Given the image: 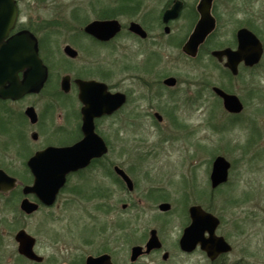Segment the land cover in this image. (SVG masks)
Segmentation results:
<instances>
[{
  "label": "rangeland",
  "instance_id": "rangeland-1",
  "mask_svg": "<svg viewBox=\"0 0 264 264\" xmlns=\"http://www.w3.org/2000/svg\"><path fill=\"white\" fill-rule=\"evenodd\" d=\"M153 1L159 4L163 0ZM102 3L103 0H39L23 3L21 8L32 17L54 13L59 21L67 23L76 14H82L86 21L104 16ZM106 4L113 6V0H106ZM250 7L260 11L264 0H232V11ZM128 16L135 15H123L124 22ZM224 28L227 33V26ZM62 45L55 42L45 48L54 54L47 60L51 71L47 89H54V82L68 68ZM118 46L124 50H118ZM152 49L157 55L148 58L146 54ZM177 50L171 35L150 46L125 38L109 47H98V56L91 61L95 77L129 94L122 113L102 126L110 146L108 161L127 166L141 193L150 186L157 191L158 199L172 203L165 218L169 221L163 230L166 237L178 235L188 206L197 202L220 218L219 233L232 244L228 257L232 264H264V89H253L264 88V59L252 73L242 72L230 80L216 62L187 60L179 57ZM169 76L178 80L174 88L163 83ZM212 85L231 87L226 90L240 96L244 103L241 114L226 112ZM66 108L64 112L69 115ZM48 139L41 137L39 142L44 144ZM7 143L0 142V162L19 170L25 157L17 150L23 141ZM219 155L230 161L231 169L228 181L213 190L210 174L213 160ZM83 176L92 182L91 189L77 187L72 194L69 191L73 185L68 186L60 201L66 203V208L69 203L70 209L60 211L58 218L52 219L46 210L24 218L19 202L0 197V264H31L12 254L17 252L14 235L21 228L37 238V248L42 251L46 246L88 245L92 249L117 241L129 245L137 240L138 234L132 237L127 233L134 222L139 228L150 221L161 224L155 211L146 210L140 217L132 210L124 212L122 200L126 196L122 187L112 177L105 179L100 165ZM81 179V175L73 177L72 183ZM97 185L107 188L99 192ZM104 197H108L106 205L96 200Z\"/></svg>",
  "mask_w": 264,
  "mask_h": 264
},
{
  "label": "flooded vegetation",
  "instance_id": "flooded-vegetation-1",
  "mask_svg": "<svg viewBox=\"0 0 264 264\" xmlns=\"http://www.w3.org/2000/svg\"><path fill=\"white\" fill-rule=\"evenodd\" d=\"M34 1L38 3L39 0H15L18 6V18L14 28H12L5 40L15 34L30 33L37 41L39 57L47 66L48 74L44 86L40 90L31 89L16 98L0 95V142L6 143L4 145L11 141L25 142L17 150L25 157L19 170H14L11 166H3L2 162H0V170L15 179L12 185L6 181L0 186V197L8 199V202H19V212L24 218H29L43 210H46L52 219L58 218L61 216L60 211L65 212L70 209L68 202L66 208V203L60 201L68 186L73 185L69 191L72 194L78 189H83L84 191L91 189L92 182L86 180L87 177L83 175L95 168L96 165H100L103 177L105 179L112 177L122 187L123 194L126 196L122 200L124 212L132 210L136 212L134 213L136 217H140L146 210L155 211L157 213L154 216L160 218L161 224H155L150 221L149 224L139 228L140 225L134 222L128 226L127 233L132 235V237L138 234L137 240L129 245H124L123 242L117 241L111 245L92 247V249L88 245L46 246L42 251L37 248V238L26 228H21L18 231L23 229L35 239L32 249L37 258H31L20 252L19 242L16 239L18 231L14 235V239L17 242V252L14 251L12 254H17L25 263L31 264H232L228 260L229 255L232 253V244L223 235H220L219 226L221 220L218 216L197 202L191 203L184 215L183 226L179 229L178 235L171 238V240L163 234V230L169 224L166 217H168L172 209V203L165 199H158L157 191L150 186L144 189L146 190L145 192L141 193L138 190V182L133 175L134 173L127 166L125 167L122 163L111 164L108 161L110 146L104 132H102V126H104V121L122 113L128 103L129 94L119 91V88H114L104 80L95 77L94 73H96V70L95 67L92 68L91 61L95 56H98V47H109L112 43L120 40L124 41L125 38L140 43H147L150 46L157 41H163L164 38L171 35L172 42L178 48L177 55L179 57L182 56L187 60L214 61L223 68L227 75L226 77L232 80L240 76L242 72L252 73L253 70L258 69L262 65L264 59V9L256 12L250 7L249 10L235 8L232 11V0H163L159 4H156L155 1L152 2V0H148L147 3H144V0L143 2L113 0V6H108L106 0H103L100 10L104 16H98L95 19L86 21V17L83 18L82 14H76L72 22L62 23L58 20L59 16L54 15V13L48 16L37 15V17H32L27 12H24L21 4L33 3ZM109 9L111 11H108ZM127 13L135 16H128L124 22L123 15ZM172 13H176V15L172 16ZM94 21H117L119 30L108 40H102L87 30V26ZM232 22L235 26L234 31H232ZM211 23L209 30L204 32ZM132 24L140 25L144 36L133 31L131 29ZM221 24H224V27L227 26V33L224 30L225 28L221 27ZM199 31L201 36L205 35V37L198 44L196 53L190 54L186 46L191 42L196 32ZM241 31L243 32L240 33ZM55 42L63 44L62 52L68 63V68L54 82V89H47L51 81L50 65L47 60L53 57L54 54L45 48ZM117 49L123 51L124 47L118 46ZM156 52V50L152 49L151 53L146 55L148 58L155 57L157 55ZM142 55L145 56L144 54ZM257 55L258 61L249 63ZM238 59L239 62H237ZM228 62L232 63V67L227 65ZM234 69L237 71L235 72ZM26 73L27 69L19 71V78L23 80ZM93 80L106 84L108 93H119L125 96L124 103L114 112L111 114H95L93 118L94 130L104 140L108 146V151L99 157L92 158L88 165L70 170L54 201L48 204L36 193H25L24 190L27 186L35 184L34 168L44 171L46 174V185L50 184L53 178H57L54 175L60 165L61 157L60 155H54L48 149L71 147L84 139L85 115L83 109L85 104L81 99V93L86 89H81L80 83ZM177 84L178 80L174 86H168L164 83L165 86L170 88H174ZM216 87L229 94H235L226 90L232 88L225 85H212L213 92ZM99 89L100 87L92 86L88 89L90 96L96 101H101L104 96ZM253 89L264 88L256 87ZM215 95L217 94L215 93ZM217 97L221 99L223 104V99L219 95ZM238 97L242 101L241 97ZM44 102L46 103L43 104ZM65 108L70 111L69 115L65 114ZM225 111L231 115L241 114V112H229L227 109ZM155 116L162 120L161 115L156 113ZM41 137L49 139L44 144H40L39 139ZM35 156H39V158L34 159ZM119 170L129 176L132 181L131 188L119 173ZM80 175L82 182L72 183V178ZM220 186L213 188L211 182L213 190ZM95 187L99 189V192L107 188L103 185ZM25 199L37 205L33 212L28 213L27 210L22 208V202ZM96 200H100L103 205H106L108 197ZM164 204H168L169 208L162 209L161 206ZM192 206H201L203 210L212 213L220 220L215 230V235L225 238L231 247L229 251L217 252V248L211 242H208L210 252L200 242L190 249L182 247L181 238L185 229L192 223L190 214ZM149 216L151 217L150 219L153 218L151 214ZM124 228L120 227L123 230ZM209 238L210 233L206 231L204 239L208 241Z\"/></svg>",
  "mask_w": 264,
  "mask_h": 264
},
{
  "label": "water",
  "instance_id": "water-1",
  "mask_svg": "<svg viewBox=\"0 0 264 264\" xmlns=\"http://www.w3.org/2000/svg\"><path fill=\"white\" fill-rule=\"evenodd\" d=\"M174 15H176V13H172V16ZM17 18L18 6L15 0H0V95L3 97L16 98L23 94V92H27L31 89H42L48 74L47 66L39 57L37 41L30 33L23 32L15 34L8 40H5L12 28H14ZM211 25L212 23L204 32H207ZM131 29L144 36V32L140 25L132 24ZM87 30L102 40H108L118 32L119 24L117 21H94L87 26ZM242 32L243 31L240 33ZM204 37L205 35L201 36L200 31L196 32L191 42L186 46L190 54L196 53L197 46L202 42ZM257 61L258 55L249 63H255ZM237 62H239V59ZM227 65L232 67L231 62H228ZM24 69H27V73L24 79L21 80L18 72ZM234 71L236 72L237 70L234 69ZM176 82L177 79L175 77H168L164 80V83L168 86H174ZM80 85L81 89H86L81 93V99L85 104L83 109L85 115L84 139L71 147L48 149L54 155H60L61 157L59 162L60 165L57 167L54 175V177L57 178H53L50 184L46 185V174L44 171L34 168L33 172L36 176L35 184L33 186H27L24 190L25 193H36L48 204L54 201L59 189L65 183L66 175L70 170L86 166L90 163L92 158L99 157L108 151V146L94 130L93 118L95 114H111L119 108L125 100L123 94L108 93L106 91V84L102 82L93 80L80 83ZM91 86L100 87L99 90L104 94L101 101H96L90 96L88 89H90ZM214 92L223 99L224 107L229 112L239 113L243 110L244 105L237 95L229 94L217 87L214 89ZM37 158H39V156L34 157V159ZM230 166L231 163L224 156L219 155L215 158L211 171L213 188L228 181ZM119 173L124 177L131 188L132 181L129 176L122 170H119ZM6 181L12 185L15 179L0 170V186L6 183ZM22 208L27 210L28 213H31L37 208V205L25 199L22 202ZM161 208L167 209L169 205L164 204ZM190 214L192 223L185 229L184 235L181 238V245L184 249H190L200 242L202 246L210 252L208 242H211L213 246L217 248V252H227L230 250L231 247L225 238L215 235V230L220 223V220L216 216L203 210L201 206H192L190 208ZM206 231L210 233L208 241L204 239ZM16 239L19 242V250L21 253L31 258H37V255L32 249L35 239L31 235L22 229L17 232Z\"/></svg>",
  "mask_w": 264,
  "mask_h": 264
}]
</instances>
